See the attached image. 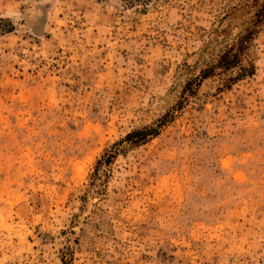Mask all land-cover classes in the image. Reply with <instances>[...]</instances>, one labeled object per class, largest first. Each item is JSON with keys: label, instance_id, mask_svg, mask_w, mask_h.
I'll list each match as a JSON object with an SVG mask.
<instances>
[{"label": "rangeland", "instance_id": "obj_1", "mask_svg": "<svg viewBox=\"0 0 264 264\" xmlns=\"http://www.w3.org/2000/svg\"><path fill=\"white\" fill-rule=\"evenodd\" d=\"M263 7L0 0V264H264Z\"/></svg>", "mask_w": 264, "mask_h": 264}, {"label": "trees", "instance_id": "obj_2", "mask_svg": "<svg viewBox=\"0 0 264 264\" xmlns=\"http://www.w3.org/2000/svg\"><path fill=\"white\" fill-rule=\"evenodd\" d=\"M264 20V7L258 12L256 15V19L254 22V26L261 23ZM253 31H249L245 36H242L236 48H230L228 51H226L218 60L216 65L210 66L206 70L202 71L200 76L197 77L192 83H194L195 87H197L202 80L209 78L210 76H213L215 71L220 70L222 74L227 73L233 69L238 68L239 72L238 74L230 78V80L234 83L236 81L242 80L245 77H250L254 74L253 68L246 70L245 68L241 67V58L245 54L248 45L253 37ZM229 80V81H230ZM192 83H188L186 85V89L189 90ZM180 107V106H179ZM180 109V108H178ZM172 117L169 114H165L160 119L156 121V124L153 126H144L139 129H135L131 131L130 133L126 134V136L120 140L119 142L115 143L113 145V150L109 152H105L99 160L96 162V166L94 168V178L98 177L99 170L102 167H109L114 159L116 158L117 154L121 151L118 147H121L124 143L127 145H130L132 147H139L150 140L156 138L161 133L162 129L167 126L169 122H171ZM104 176L107 175L106 171L103 172Z\"/></svg>", "mask_w": 264, "mask_h": 264}]
</instances>
